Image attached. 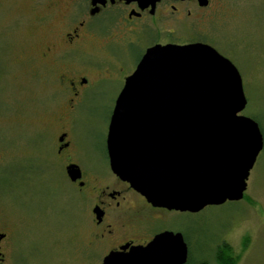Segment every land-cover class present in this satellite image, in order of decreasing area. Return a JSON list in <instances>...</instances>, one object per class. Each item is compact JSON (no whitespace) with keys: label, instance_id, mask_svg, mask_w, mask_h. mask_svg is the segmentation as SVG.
Instances as JSON below:
<instances>
[{"label":"rangeland","instance_id":"374dc122","mask_svg":"<svg viewBox=\"0 0 264 264\" xmlns=\"http://www.w3.org/2000/svg\"><path fill=\"white\" fill-rule=\"evenodd\" d=\"M16 3L0 14V228L7 233V263L96 264L81 252L88 248L89 203L78 206L81 192L68 178L58 138L68 131L72 160L88 179L110 175L109 125L129 71L108 74L69 108L61 68L27 51L34 25L18 21ZM213 13L198 36L237 66L248 100L243 114L264 134V0H220ZM131 56L135 63L140 54ZM167 226L183 233L195 261L226 242L240 255L238 264H264V149L244 199L173 212Z\"/></svg>","mask_w":264,"mask_h":264},{"label":"water","instance_id":"95a60500","mask_svg":"<svg viewBox=\"0 0 264 264\" xmlns=\"http://www.w3.org/2000/svg\"><path fill=\"white\" fill-rule=\"evenodd\" d=\"M237 66L214 46L156 45L120 91L107 151L114 174L156 206L199 212L242 200L264 149ZM75 181L81 167H67ZM113 251L103 264H186L182 232L164 231L145 246Z\"/></svg>","mask_w":264,"mask_h":264},{"label":"flooded vegetation","instance_id":"af4514ba","mask_svg":"<svg viewBox=\"0 0 264 264\" xmlns=\"http://www.w3.org/2000/svg\"><path fill=\"white\" fill-rule=\"evenodd\" d=\"M17 1L18 21L34 25L33 33L26 35L33 38L27 51L31 55L37 52L40 62L53 60L61 68L59 83L66 91V102L71 109L86 89L110 78L108 74L115 71H129L128 76L132 74L153 46L197 42L212 45L198 36L199 26L214 14V6L220 2L0 0V14L7 4L14 7ZM133 51L140 54L135 63L130 59ZM91 68H95L96 79L89 74ZM72 146L68 131L62 132L58 138V152L66 160V173L67 167L75 163L69 152ZM110 171L112 175L96 174L88 179L82 169V177L75 181L68 176L81 192L79 208L84 207L86 201L89 203L88 248L81 252L84 251L88 260L95 258L96 264H103L105 257L113 251L145 246L161 232H180L167 225L170 214L182 211L152 204L129 182L114 174L111 167ZM6 239L7 233L0 228V264H8ZM224 244L227 243L221 245Z\"/></svg>","mask_w":264,"mask_h":264},{"label":"trees","instance_id":"16d2710c","mask_svg":"<svg viewBox=\"0 0 264 264\" xmlns=\"http://www.w3.org/2000/svg\"><path fill=\"white\" fill-rule=\"evenodd\" d=\"M211 255L212 257L207 256L200 261H195L192 257H190L188 258L186 264H210L209 259H213L215 264H238L240 259V255H237L236 252L227 244L217 247L215 254Z\"/></svg>","mask_w":264,"mask_h":264}]
</instances>
